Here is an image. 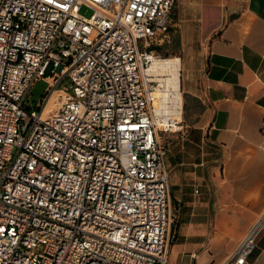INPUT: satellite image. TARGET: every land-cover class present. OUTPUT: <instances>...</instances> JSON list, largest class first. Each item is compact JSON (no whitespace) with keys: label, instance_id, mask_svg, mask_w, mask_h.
<instances>
[{"label":"built area","instance_id":"1","mask_svg":"<svg viewBox=\"0 0 264 264\" xmlns=\"http://www.w3.org/2000/svg\"><path fill=\"white\" fill-rule=\"evenodd\" d=\"M175 2L0 0V264H167L169 169L149 67ZM263 223L223 264L248 261Z\"/></svg>","mask_w":264,"mask_h":264},{"label":"crops","instance_id":"2","mask_svg":"<svg viewBox=\"0 0 264 264\" xmlns=\"http://www.w3.org/2000/svg\"><path fill=\"white\" fill-rule=\"evenodd\" d=\"M171 39L182 113L167 264H223L264 216V0H176ZM244 264H264V223Z\"/></svg>","mask_w":264,"mask_h":264},{"label":"rangeland","instance_id":"3","mask_svg":"<svg viewBox=\"0 0 264 264\" xmlns=\"http://www.w3.org/2000/svg\"><path fill=\"white\" fill-rule=\"evenodd\" d=\"M81 12L84 13L86 16H90L92 14V10L86 7H83L81 9ZM169 39V38H165ZM144 42V40L142 41ZM166 43V44H165ZM174 40L171 39L169 42L165 40L161 46L163 48H166V50H163L162 52L156 51L157 57H174L176 56L173 48H174ZM164 45H166L164 47ZM167 54V56L164 55ZM177 58V57H174ZM181 72V71H180ZM161 77L165 76H154V78L162 85L163 88V81L160 80ZM48 82H46L43 79H40L32 88L30 94L26 98V106L30 109H37L38 102L44 97L45 90L48 87ZM160 95V94H159ZM159 103H157L158 106ZM168 106L167 109L164 112H160L158 114V131H159V137L162 141L163 145L166 147L167 150V160L168 164H174L175 160L178 159V150L180 148L179 145V137L177 135L178 132H176L174 129H176L174 124V119H179L180 117L177 116V107L173 105L172 100H169V102L166 103ZM173 106V107H171ZM171 108V109H170ZM174 111V112H173ZM176 112V113H175ZM174 214V213H173ZM173 218V215H172ZM172 232L174 231V221L172 220Z\"/></svg>","mask_w":264,"mask_h":264},{"label":"bare ground","instance_id":"4","mask_svg":"<svg viewBox=\"0 0 264 264\" xmlns=\"http://www.w3.org/2000/svg\"><path fill=\"white\" fill-rule=\"evenodd\" d=\"M179 64V59L174 57L156 56L152 58L149 73L152 76H165L164 78H160V80L163 81V88L160 84V87L157 90V95L159 97V104L157 106L158 114L164 112L168 107L166 103L169 102V100H172L173 105L177 107V116H180L182 99L180 92Z\"/></svg>","mask_w":264,"mask_h":264},{"label":"trees","instance_id":"5","mask_svg":"<svg viewBox=\"0 0 264 264\" xmlns=\"http://www.w3.org/2000/svg\"><path fill=\"white\" fill-rule=\"evenodd\" d=\"M168 31H169V28H168L167 32H168ZM150 49L155 50V52H156V51H158V52H162V51H163V47H162L160 44L152 45V46L150 47ZM164 55L167 56V54H165V53H164Z\"/></svg>","mask_w":264,"mask_h":264}]
</instances>
